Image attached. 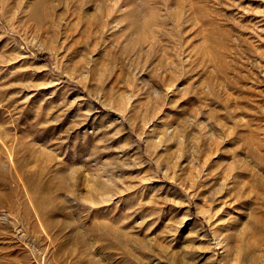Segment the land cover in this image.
Wrapping results in <instances>:
<instances>
[{
	"label": "rangeland",
	"instance_id": "1",
	"mask_svg": "<svg viewBox=\"0 0 264 264\" xmlns=\"http://www.w3.org/2000/svg\"><path fill=\"white\" fill-rule=\"evenodd\" d=\"M0 264H264V0H0Z\"/></svg>",
	"mask_w": 264,
	"mask_h": 264
}]
</instances>
